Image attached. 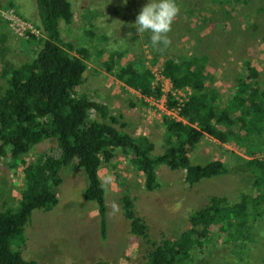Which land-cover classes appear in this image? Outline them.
Returning a JSON list of instances; mask_svg holds the SVG:
<instances>
[{
    "label": "trees",
    "instance_id": "16d2710c",
    "mask_svg": "<svg viewBox=\"0 0 264 264\" xmlns=\"http://www.w3.org/2000/svg\"><path fill=\"white\" fill-rule=\"evenodd\" d=\"M36 3L40 34L27 33L34 57L19 67L4 68L7 85L0 97V164L7 158L12 165L22 161L25 185L18 206L0 210V264H39L23 255L25 231L36 210L51 212L58 207L63 168L83 169L87 179L84 197L97 204L105 239L108 205L100 176L102 167L112 164L121 152L135 171L144 175L148 190L160 188L159 170L164 166L172 171L184 170L185 183L193 187L229 172L220 160L206 164L193 161V152L205 137L246 149L251 158L248 166L255 176L252 188L236 203L225 196L212 197L207 206L191 215V228L179 239L154 244L148 264H198L195 247L207 248L220 236L237 258L235 263L251 264L254 246L261 242L264 246V159L256 157L264 151V74L260 68L246 63L245 70L237 73L231 97L224 102L219 91L208 85L211 74L206 58L173 56L155 72L143 59L123 63L122 55L114 56L107 62V70L145 99L163 97L158 75L172 84L167 109L174 114L166 113L162 118L167 143L165 151L157 154L150 139L139 141L119 127L120 120L108 104L82 93L89 49L73 54L61 29L62 22H73L71 1ZM15 7L13 2L0 0V11ZM157 62L154 60L153 65ZM178 91L188 92L182 103L175 96ZM48 140L57 141V150L27 162L26 157ZM123 205L131 232L149 239V224L138 213L133 197L126 195Z\"/></svg>",
    "mask_w": 264,
    "mask_h": 264
},
{
    "label": "rangeland",
    "instance_id": "374dc122",
    "mask_svg": "<svg viewBox=\"0 0 264 264\" xmlns=\"http://www.w3.org/2000/svg\"><path fill=\"white\" fill-rule=\"evenodd\" d=\"M73 22L61 23L63 39L78 50L89 49L88 70L82 93L97 102H104L120 120L119 127L137 140L150 139L155 153L165 151L167 135L162 118L168 113L169 79L158 75L164 95L148 98L121 83L107 70V62L122 55L123 63L145 61L155 72L166 59L189 55L206 58L211 74L208 85L216 88L227 102L233 93L237 73L251 63L264 74V0H177L180 13L168 33L172 43L164 52L150 43V32L138 34L129 24L149 0H70ZM13 2L15 9L0 11V97L6 89L4 68L19 67L34 57L33 44L27 33L40 34L41 20L36 0H3ZM129 33H132L129 36ZM158 60L156 65L153 61ZM8 64V65H7ZM189 91V90H188ZM190 92V91H189ZM188 92H176L180 102ZM56 140H48L26 157L33 162L38 156L57 150ZM264 159V151L256 154ZM194 162L206 164L213 160L224 162L226 175L205 180L193 187L185 183V171L159 170L162 185L151 191L145 186L144 175L136 172L129 158L119 153L110 165H104L100 176L106 188L108 205L107 237L101 235V218L95 202L87 201L84 191L87 179L83 169L63 168L62 185L57 192L60 203L51 212L36 210L25 231L28 261L39 264H148V255L155 243L179 239L191 228V215L207 206L214 196H225L239 202L250 192L254 173L248 166L251 159L246 149L235 143H221L205 137L195 148ZM10 159L0 164V210L17 207L25 185L24 164ZM108 177L111 182L106 183ZM133 197L138 213L149 224L150 238L143 239L131 232L126 218L123 198ZM217 238V234H216ZM218 241L207 248H197L194 260L198 264H238L235 256ZM254 246L251 264H262L264 246Z\"/></svg>",
    "mask_w": 264,
    "mask_h": 264
},
{
    "label": "clouds",
    "instance_id": "9594fccd",
    "mask_svg": "<svg viewBox=\"0 0 264 264\" xmlns=\"http://www.w3.org/2000/svg\"><path fill=\"white\" fill-rule=\"evenodd\" d=\"M127 3V0H124ZM180 13L177 0H149L136 16L135 22L129 24L134 27L138 34L150 32L151 46L160 52L166 51L171 46L168 33L172 30V24ZM132 33H129L131 36ZM111 182L108 177L106 183Z\"/></svg>",
    "mask_w": 264,
    "mask_h": 264
},
{
    "label": "built area",
    "instance_id": "2783aa9c",
    "mask_svg": "<svg viewBox=\"0 0 264 264\" xmlns=\"http://www.w3.org/2000/svg\"><path fill=\"white\" fill-rule=\"evenodd\" d=\"M178 92H180V93H181L182 91H178ZM175 93H176V92H175ZM185 98H186V97H185ZM185 98H184V99H185ZM184 99H183V100H181L180 102L182 103V102L184 101ZM168 114H169V115H172V114H174V112L169 110V111H168Z\"/></svg>",
    "mask_w": 264,
    "mask_h": 264
}]
</instances>
